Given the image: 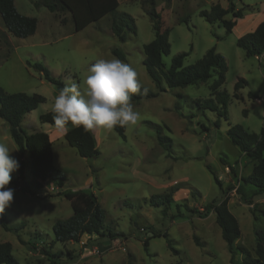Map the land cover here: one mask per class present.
Wrapping results in <instances>:
<instances>
[{
  "label": "rangeland",
  "instance_id": "1",
  "mask_svg": "<svg viewBox=\"0 0 264 264\" xmlns=\"http://www.w3.org/2000/svg\"><path fill=\"white\" fill-rule=\"evenodd\" d=\"M35 1L15 0L20 13L38 20L36 32L28 37L11 34L0 15V87L9 93L46 97L23 118L22 127L27 133H47L54 128L42 122L40 115L51 111L58 94L56 87L31 65L34 62L42 63L64 84L73 80L83 86L87 68L98 58H117L112 50L119 48L126 54L124 62L137 70L141 84L158 91L144 65L143 49L155 37L149 13L153 3L163 26L169 29L171 49L163 56L164 69L180 52L188 53L183 64L190 66L216 47L228 63L221 90L231 98L226 118L219 116L218 110L198 103L213 97L211 84L216 74L185 87L170 88L164 83L166 91L132 102L140 119L125 127V137L116 128L93 130L100 150L93 158L80 156L64 136L54 135V164L67 177L63 187L48 180L37 195H32L20 181L19 168L11 174L13 182L7 186L14 190V198L2 216L9 225L23 227L16 233L0 224V242L12 243L19 264H52V260L57 261L55 264H241L240 251L231 262L216 215L201 217L197 212L203 213L206 205L219 203L224 196H229V209L241 225L238 244L254 254L256 230L264 232V191L258 194L254 186L243 182L242 177L251 173L253 164L232 143L228 130L241 125L251 133H259L264 125V54L247 56L237 45L240 37L254 31L264 19V0H234L243 17L229 34L221 22L211 24L200 14L216 3L228 7V0H119L118 11L132 16L137 26L136 33L127 32L124 42L113 34L110 15L76 31L70 12H51L45 6H36ZM233 17L232 13L226 16ZM240 78L246 84L236 90ZM156 126H161L162 133L172 140L171 148L158 143ZM0 143L13 151L10 155L19 163L18 146L9 124L1 117ZM221 158L236 165L237 177L229 169L226 174ZM29 160L26 154L24 180L31 182L36 178L30 172ZM208 165L218 174L223 190ZM177 183L174 202L167 210L149 203L152 195L165 194ZM64 189L94 191L106 211L105 230L118 233L116 238L104 236L97 240L83 235L78 242L56 241L54 223L73 214L71 201L61 193ZM164 233L179 253L168 246ZM195 235L201 245L196 244ZM96 247L100 252L92 253Z\"/></svg>",
  "mask_w": 264,
  "mask_h": 264
},
{
  "label": "trees",
  "instance_id": "2",
  "mask_svg": "<svg viewBox=\"0 0 264 264\" xmlns=\"http://www.w3.org/2000/svg\"><path fill=\"white\" fill-rule=\"evenodd\" d=\"M228 7H223L221 3H216L210 10H202L201 15L211 24L221 22L227 34L231 33L237 24L239 18L243 17V11L236 9L234 0H228ZM36 6H45L51 12L68 11L71 13L72 20L76 31H80L89 24L99 21L103 17L110 15L112 17L111 30L113 34L122 42L127 39V32L136 33L137 26L135 19L127 13L118 11L119 0H36ZM150 17L153 21L155 37L152 41L143 46L144 65L152 80L155 82L158 91L151 90L142 85L140 93L132 95L131 102L139 101L144 98L155 97L159 92L167 90L166 85L170 88L185 87L191 84H198L207 81L216 74V78L211 84V94L213 97L204 100L202 103L198 100L199 105L204 108L218 110L219 116L227 118V107L231 98L230 94L221 90V86L226 80L228 63L226 58L211 47L206 54L194 65L184 66V58L187 52L176 54L170 67L164 69L163 56L170 53L171 45L169 42V29L163 26L161 15L157 11L154 3L151 7ZM232 13L233 18L228 19L226 16ZM0 15L6 29L16 37L25 38L33 35L38 27V20L35 17L27 16L20 13L15 5V0H0ZM187 21V20H186ZM237 45L246 51L247 56L261 57L264 54V21L258 27L248 32L237 40ZM112 53L122 61H126V54L119 48H114ZM33 65L39 70L44 78L56 87L59 92L64 87V82L55 77L52 72L40 62H34ZM246 80L240 78L235 88L240 89ZM144 88L147 89L144 92ZM251 97H257L249 92ZM235 96V95H234ZM46 101V97L41 94H27L25 92H6L0 87V117L4 119L10 128V134L18 146L20 181L23 183L25 190L32 195H37L43 182L48 180L56 181L60 187H63L67 179L66 174L54 164V155L52 141L49 134L43 131L27 133L22 127L24 116L36 109L41 103ZM40 119L44 123L56 126L53 120L52 111L41 114ZM67 131L64 134L67 142L73 146L78 154L85 158L97 157L100 154L97 139L93 130L85 131L82 127H74L70 123L66 125ZM122 137H125V127H115ZM157 130L158 143L165 149L172 147V140L162 133L161 126L155 127ZM228 135L233 144L238 146L243 155L253 163L250 174L243 176L242 180L246 184L255 187L258 194L264 191V125L259 133H251L241 125L231 126ZM28 155L29 169L36 180L28 182L24 180L25 162L24 156ZM225 166L238 176L236 165L229 164L221 158ZM215 181L222 188V182L218 174L208 165ZM10 182H13L12 180ZM178 188V183L170 186L169 192L165 194H154L150 197L149 203L155 206H165V210L174 202L173 193ZM61 193L71 201L73 214L67 219L57 220L53 225L55 240L60 242L80 241L83 235L89 238L100 239L108 236L111 239L116 238L118 233L112 230H105L106 211L98 200V197L91 189L78 190H61ZM52 196L53 194H48ZM229 196H224L219 203H209L200 216H208L211 212L216 215V222L221 228L222 237L226 241L231 253V262H234L235 254L240 251L243 255L241 264H264V232L256 230V247L252 254L245 246L235 244V240L241 237V227L236 216L230 211L228 203ZM178 216H181L180 214ZM1 226L8 231L16 233L23 225H9L0 215ZM153 236H156L153 233ZM167 238L168 246L175 252L179 253L168 233H164ZM196 244L201 245L198 236H194ZM22 243H26L20 238ZM31 248H36L35 244L30 243ZM144 247L148 250L149 243L144 241ZM57 261L52 260V264ZM0 264H19L13 255V246L10 242H0Z\"/></svg>",
  "mask_w": 264,
  "mask_h": 264
},
{
  "label": "clouds",
  "instance_id": "3",
  "mask_svg": "<svg viewBox=\"0 0 264 264\" xmlns=\"http://www.w3.org/2000/svg\"><path fill=\"white\" fill-rule=\"evenodd\" d=\"M138 76L130 63L119 58L96 59L87 68L83 86L69 80L54 97L51 111L55 125L64 128L70 123L85 131L135 125L140 113L131 100L142 89ZM11 152L5 143H0V215L14 198V190L7 186L19 163Z\"/></svg>",
  "mask_w": 264,
  "mask_h": 264
},
{
  "label": "crops",
  "instance_id": "4",
  "mask_svg": "<svg viewBox=\"0 0 264 264\" xmlns=\"http://www.w3.org/2000/svg\"><path fill=\"white\" fill-rule=\"evenodd\" d=\"M16 5V4H15ZM222 5V4H221ZM223 6V5H222ZM223 7H227V6H223ZM264 21V19L262 20V21H260L258 24H256V28L258 27V25L261 23V22H263ZM255 28V29H256ZM25 117V116H24ZM23 120V119H22ZM48 132V134H49V137H50V140L52 141V143H53V140H54V135L55 136H57V135H60V136H64V134L66 133V131H67V128L66 127H64V128H61V127H58V126H54V128H49L48 130H47ZM253 164V163H252ZM227 168V166H225V169ZM227 172H228V170L226 171V174H227ZM248 175V174H247ZM174 185V184H173ZM236 188V187H235ZM230 201V200H229ZM264 202V201H263ZM228 206H229V203H228ZM231 211V210H230ZM210 214H215L214 212H211ZM237 218V217H236ZM238 219V218H237ZM239 221V220H238ZM240 223V222H239ZM240 227H241V225H240ZM241 235H242V229H241ZM240 238H238V239H236L235 240V244L237 245L238 244V240H239ZM240 245V244H239Z\"/></svg>",
  "mask_w": 264,
  "mask_h": 264
},
{
  "label": "built area",
  "instance_id": "5",
  "mask_svg": "<svg viewBox=\"0 0 264 264\" xmlns=\"http://www.w3.org/2000/svg\"><path fill=\"white\" fill-rule=\"evenodd\" d=\"M226 169L228 170L229 167H227ZM99 252H100V250L98 249V247H96L95 249L92 250V253H99Z\"/></svg>",
  "mask_w": 264,
  "mask_h": 264
},
{
  "label": "water",
  "instance_id": "6",
  "mask_svg": "<svg viewBox=\"0 0 264 264\" xmlns=\"http://www.w3.org/2000/svg\"><path fill=\"white\" fill-rule=\"evenodd\" d=\"M150 234H153V233H150Z\"/></svg>",
  "mask_w": 264,
  "mask_h": 264
}]
</instances>
